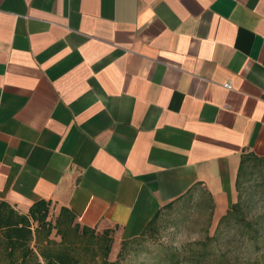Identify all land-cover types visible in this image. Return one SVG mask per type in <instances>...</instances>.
I'll return each mask as SVG.
<instances>
[{"label": "crops", "instance_id": "crops-1", "mask_svg": "<svg viewBox=\"0 0 264 264\" xmlns=\"http://www.w3.org/2000/svg\"><path fill=\"white\" fill-rule=\"evenodd\" d=\"M247 153L264 157V0H0V201L115 242L181 200L217 225Z\"/></svg>", "mask_w": 264, "mask_h": 264}, {"label": "trees", "instance_id": "trees-1", "mask_svg": "<svg viewBox=\"0 0 264 264\" xmlns=\"http://www.w3.org/2000/svg\"><path fill=\"white\" fill-rule=\"evenodd\" d=\"M249 162L254 168L264 166V157L253 153L242 156L235 181L237 199L231 209L219 219L217 227L237 214L238 232L242 236L248 235L253 246L264 257V220L250 221L238 213L242 178ZM176 203L180 202L161 207L139 236L120 241L118 256L129 245L139 243L146 236L155 233L158 220ZM50 208L49 201L40 200L33 203L26 213H20L9 203L0 201V264H119L118 260H109L114 245V229L99 233L95 228L81 225L76 214L66 207L55 211L56 217L51 221L48 218ZM199 245L200 251L189 256L179 257L171 253L159 262L202 264L207 257L208 245L204 241Z\"/></svg>", "mask_w": 264, "mask_h": 264}, {"label": "rangeland", "instance_id": "rangeland-1", "mask_svg": "<svg viewBox=\"0 0 264 264\" xmlns=\"http://www.w3.org/2000/svg\"><path fill=\"white\" fill-rule=\"evenodd\" d=\"M239 204L238 213L245 219L264 220V166L254 168L248 163ZM55 217L50 208L48 218L54 221ZM236 218L237 214L218 227L211 225L208 213L184 200L163 213L155 233L129 245L120 256L119 242L114 241L109 260H118L119 264H162L159 260L171 253L183 257L200 251L199 244L204 241L208 252L202 264H264V257L249 236L238 232Z\"/></svg>", "mask_w": 264, "mask_h": 264}, {"label": "built area", "instance_id": "built-area-1", "mask_svg": "<svg viewBox=\"0 0 264 264\" xmlns=\"http://www.w3.org/2000/svg\"><path fill=\"white\" fill-rule=\"evenodd\" d=\"M224 87H226V88H231V86H230V83H226L225 85H224Z\"/></svg>", "mask_w": 264, "mask_h": 264}]
</instances>
